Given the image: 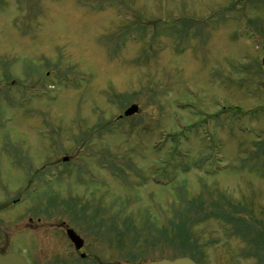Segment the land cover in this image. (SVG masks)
Wrapping results in <instances>:
<instances>
[{"label":"rangeland","instance_id":"374dc122","mask_svg":"<svg viewBox=\"0 0 264 264\" xmlns=\"http://www.w3.org/2000/svg\"><path fill=\"white\" fill-rule=\"evenodd\" d=\"M258 1L0 0V252L264 264Z\"/></svg>","mask_w":264,"mask_h":264},{"label":"water","instance_id":"95a60500","mask_svg":"<svg viewBox=\"0 0 264 264\" xmlns=\"http://www.w3.org/2000/svg\"><path fill=\"white\" fill-rule=\"evenodd\" d=\"M136 111H137V107L135 105H132L124 112V115L129 116L134 114ZM66 234L69 240L74 244L75 248L79 249L82 245V241L78 238V236H76L74 232L71 230H67ZM0 264H24V262L20 257H18L15 254H4V255L0 254ZM149 264H194V263H192V261H190L187 258H179V259H175L172 262L163 260L160 262H152Z\"/></svg>","mask_w":264,"mask_h":264},{"label":"flooded vegetation","instance_id":"af4514ba","mask_svg":"<svg viewBox=\"0 0 264 264\" xmlns=\"http://www.w3.org/2000/svg\"><path fill=\"white\" fill-rule=\"evenodd\" d=\"M236 1H240L243 2L244 0H236ZM235 2V0H230L229 1V6H230V10L231 11H236L233 5V3ZM257 7H251L249 10H245L241 11L244 12L241 15L243 16L244 14H247L246 12H250V13H254L251 14V19H249V24H246L247 26H249L251 29H253L254 32H256L259 36H260V43L262 45V49H264V0H261V2L259 3V1L257 2ZM249 14H247L248 16ZM253 19V20H252ZM259 22V26L255 27L256 22ZM263 25H262V24ZM261 58H263L264 60V54L261 56ZM261 69L264 70V66L261 65ZM262 84H264V82H261ZM29 221H31L29 219Z\"/></svg>","mask_w":264,"mask_h":264}]
</instances>
